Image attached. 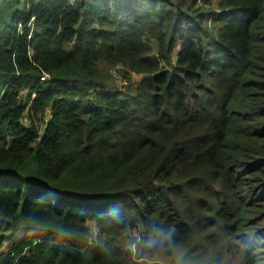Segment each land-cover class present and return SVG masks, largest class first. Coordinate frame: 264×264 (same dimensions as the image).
I'll list each match as a JSON object with an SVG mask.
<instances>
[{"label":"trees","instance_id":"1","mask_svg":"<svg viewBox=\"0 0 264 264\" xmlns=\"http://www.w3.org/2000/svg\"><path fill=\"white\" fill-rule=\"evenodd\" d=\"M134 251L264 264V0H0V264Z\"/></svg>","mask_w":264,"mask_h":264},{"label":"rangeland","instance_id":"2","mask_svg":"<svg viewBox=\"0 0 264 264\" xmlns=\"http://www.w3.org/2000/svg\"><path fill=\"white\" fill-rule=\"evenodd\" d=\"M120 69V66H115V67H111L110 68V72L116 76L114 77L115 81H116V84L119 85V80H121L122 78L119 77V70ZM117 70V71H116ZM132 79L134 80H138L139 79V76L138 75H135V74H132ZM90 226L93 228V224L89 223ZM94 233V232H93ZM176 254H179L178 252L175 253ZM132 258V262H134L135 264H173L172 260H174V257L171 256V257H160V256H155L153 257L152 259H142V257H140L139 253L137 254L135 251L133 253V255L131 256Z\"/></svg>","mask_w":264,"mask_h":264},{"label":"built area","instance_id":"3","mask_svg":"<svg viewBox=\"0 0 264 264\" xmlns=\"http://www.w3.org/2000/svg\"><path fill=\"white\" fill-rule=\"evenodd\" d=\"M198 2L200 3V0H198ZM45 76H47V75L44 74V76L40 77V79L43 80ZM23 121H24V122H27V117H24V118H23Z\"/></svg>","mask_w":264,"mask_h":264}]
</instances>
